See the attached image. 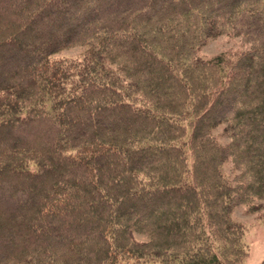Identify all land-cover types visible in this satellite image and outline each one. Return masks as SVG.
<instances>
[{
  "label": "trees",
  "instance_id": "16d2710c",
  "mask_svg": "<svg viewBox=\"0 0 264 264\" xmlns=\"http://www.w3.org/2000/svg\"><path fill=\"white\" fill-rule=\"evenodd\" d=\"M222 35L248 48L198 54ZM242 204L264 222V0H0V264H246Z\"/></svg>",
  "mask_w": 264,
  "mask_h": 264
},
{
  "label": "rangeland",
  "instance_id": "374dc122",
  "mask_svg": "<svg viewBox=\"0 0 264 264\" xmlns=\"http://www.w3.org/2000/svg\"><path fill=\"white\" fill-rule=\"evenodd\" d=\"M113 13V12H112ZM117 13L108 14L110 18L115 17ZM248 48V44L243 43L240 37L218 36L208 39L198 51V54L205 59L212 58L218 54H227L234 57L237 53ZM84 46L76 45L67 47L55 54L57 57L76 58L84 53ZM213 134L222 144L229 141L223 133V125H219L213 130ZM226 174L232 175L231 163L228 162L223 166ZM258 213L248 211L247 205H238L232 211V218L242 223L245 228L244 241L249 249V256L246 264H260L264 257V222L259 218Z\"/></svg>",
  "mask_w": 264,
  "mask_h": 264
}]
</instances>
